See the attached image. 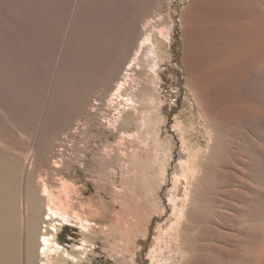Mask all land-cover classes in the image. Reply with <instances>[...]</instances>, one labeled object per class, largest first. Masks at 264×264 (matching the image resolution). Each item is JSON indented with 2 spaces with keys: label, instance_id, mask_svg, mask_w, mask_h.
I'll list each match as a JSON object with an SVG mask.
<instances>
[{
  "label": "bare ground",
  "instance_id": "bare-ground-1",
  "mask_svg": "<svg viewBox=\"0 0 264 264\" xmlns=\"http://www.w3.org/2000/svg\"><path fill=\"white\" fill-rule=\"evenodd\" d=\"M181 3L182 67L210 142L204 154L196 150L179 122L176 187L189 183L190 203L185 210L186 198H171L176 221L162 225L159 239L179 244L176 264H264V0H0V264L79 262L58 232L74 219L86 232L94 225L69 211L83 204L77 187L54 178L85 162L66 158L57 141L96 87L104 97L115 90L119 111L134 109L139 120L136 132L106 145L102 160L138 157L123 147L134 142L165 154L161 68ZM120 224L128 251L126 215ZM83 234L72 246L84 253Z\"/></svg>",
  "mask_w": 264,
  "mask_h": 264
},
{
  "label": "rangeland",
  "instance_id": "rangeland-1",
  "mask_svg": "<svg viewBox=\"0 0 264 264\" xmlns=\"http://www.w3.org/2000/svg\"><path fill=\"white\" fill-rule=\"evenodd\" d=\"M183 7L184 3L177 7L176 12L173 13L174 21L168 24L176 26V34L172 41L170 57L162 62L161 68L163 75L161 99L164 101L165 108L163 117H159L157 123L158 127L162 128L165 154L157 155L153 149L154 143L149 144L145 150L143 148L141 150L143 145L134 142L124 144L123 147L132 151L131 153L139 152L140 154L134 157L135 159L127 156L121 160L115 156L111 158L113 161L107 158L102 160L101 155L105 152L106 145L115 146L118 138L124 134L122 131L136 132L139 120L133 117L134 109L119 111L123 108L120 104L123 98L117 97L114 94L115 90L108 92L104 97L102 90L98 87L94 89L88 111L84 110L77 114L71 129L67 131L68 133L62 134L61 139L57 141L58 145L68 147L65 148L66 158L74 156L77 158L80 154L85 162L83 165L73 162L70 167H63L62 173H56V177L54 176V182L67 181L77 187L78 194L73 195L75 203L80 198L83 199V204H77L69 211L74 213L79 210L87 214L95 227H92L90 232H86L80 221L74 219V224L66 225L58 232L60 242L69 243L71 252L78 255L77 264H176L180 259L179 244L173 248H166L165 241L159 239L162 225L176 221L170 206L173 203L171 198H186L185 210L190 203V194L186 196L185 193L189 183L183 180L178 188L176 187L180 162L184 153L183 139L178 128L179 122L183 120L187 124L186 129L190 131L186 133L191 136L195 147L197 146L196 150L201 149L204 154L210 142L197 104L187 86L186 74L182 67L180 29ZM152 19L155 22L156 18ZM140 35L143 36L142 33ZM131 58L124 62L120 76H123L121 73L125 72V67L130 65ZM137 67L135 66V71H131L133 77L140 75ZM134 89L136 87H132L131 84L127 91ZM141 96L142 93L137 99ZM89 110H93V113ZM138 115L141 116V113ZM189 119L193 123H190ZM116 120H119L117 121L120 123L119 129ZM74 129L77 131L73 133ZM130 145L133 146L130 147ZM47 213H49L48 209L45 210L44 215L49 216ZM125 215L130 227L128 234L131 236V249L129 248L128 251L122 247L123 236L126 232L124 233L123 226L120 224V218ZM83 233H86V237L90 240L85 250L86 253L75 250L72 246L81 244ZM133 239L136 243L131 241ZM40 260L41 264L42 260L41 262ZM63 264H76V262L70 260Z\"/></svg>",
  "mask_w": 264,
  "mask_h": 264
}]
</instances>
